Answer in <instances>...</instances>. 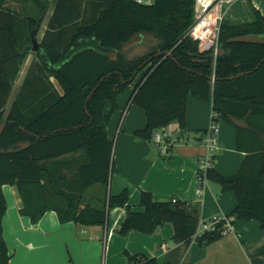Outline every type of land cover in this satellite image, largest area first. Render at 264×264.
Listing matches in <instances>:
<instances>
[{
  "label": "trees",
  "instance_id": "obj_1",
  "mask_svg": "<svg viewBox=\"0 0 264 264\" xmlns=\"http://www.w3.org/2000/svg\"><path fill=\"white\" fill-rule=\"evenodd\" d=\"M8 2L30 4L38 16L24 15ZM195 0H155L143 6L130 0H58L46 32L33 51V33L40 31L49 3L45 0H0V264H9L2 223L7 212L3 192L16 186L24 199L23 216L33 224L48 211L62 224L105 226L111 209H126L119 234H154L165 223L174 239L192 241L198 209L186 202H156L142 192L141 212L129 205V194H108L114 172V142L108 137L118 97L138 79L128 105L145 110L143 137L173 122L186 129L189 96L212 101L214 120L237 129L236 148L246 153L240 170L223 176L213 167L200 172L222 193L233 192L240 220H257L264 229V15L250 5L251 20L223 23L219 53L202 52L189 35ZM250 3V1H249ZM35 10V9H34ZM153 35L157 45L138 54L123 46L137 36ZM114 52H117L114 60ZM32 64L13 106H6L25 59ZM234 80L229 78L239 76ZM238 122H243L241 126ZM102 186L101 208L85 204L89 189ZM220 230L199 243H213ZM127 264H157L155 259L129 256Z\"/></svg>",
  "mask_w": 264,
  "mask_h": 264
},
{
  "label": "crops",
  "instance_id": "obj_2",
  "mask_svg": "<svg viewBox=\"0 0 264 264\" xmlns=\"http://www.w3.org/2000/svg\"><path fill=\"white\" fill-rule=\"evenodd\" d=\"M45 1L49 8L40 26L39 43L58 0ZM249 4L264 15V0H232L227 5L228 18L243 22L251 20ZM7 7L22 15L27 11H35L32 13L34 16L40 14L31 3L8 2ZM250 38L264 41L262 36ZM141 43L133 47V53L138 47H144ZM33 59V55L25 59L14 82L13 91L18 90L16 96ZM137 82L138 79L118 97L116 109L111 103L105 108L106 113L111 114L108 137L114 142L115 165L108 194L118 196L127 191L129 205L135 212L143 211L140 206L142 192L151 193L156 202H186L198 209L199 223L227 216L231 219L233 231L213 243L202 244L193 240L187 244L177 242L171 223H165L151 235L139 231L122 235L118 231L127 214L122 207L109 211L105 226H84L75 222L62 224L55 211L46 212L39 223L33 224L30 217L21 214L24 199L18 188L6 185L3 192L8 208L2 228L9 264H127L129 256L155 259L157 264H264V229L261 223L240 220L233 215L238 204L235 193H222L220 187L210 181L201 187L199 184L197 166L210 154L213 155V168L219 174L228 177L238 173L246 153L236 148L237 129L219 119V131L209 144L207 138L214 115L213 102L191 95L186 129L181 130L179 124L173 122L166 128L172 134L169 146L167 144L166 149L155 146L141 134L147 126L145 110L134 104L127 107ZM103 193L104 188L99 185L89 189L85 204L101 208L103 205L98 199H102Z\"/></svg>",
  "mask_w": 264,
  "mask_h": 264
},
{
  "label": "built area",
  "instance_id": "obj_3",
  "mask_svg": "<svg viewBox=\"0 0 264 264\" xmlns=\"http://www.w3.org/2000/svg\"><path fill=\"white\" fill-rule=\"evenodd\" d=\"M136 4L143 6H152L155 0H130ZM232 0H195L192 15L194 23L189 29L188 35L199 43V48L202 52L213 51L215 55L219 53V37L223 23L228 18L229 10L227 5ZM217 122L213 120L208 130V143L212 144L213 137L218 133ZM172 134L162 128L160 133L153 135L152 143L155 146H169ZM170 141V142H169ZM164 152V150H163ZM213 155L210 154L205 160H200L197 166L199 184L206 183L207 180L200 172L205 173L208 169L213 167ZM200 192V191H199ZM176 203L177 200H172ZM220 230V235L225 236L233 231L231 219L227 216H217L208 222H200L198 229L193 236V241H198L206 233H214Z\"/></svg>",
  "mask_w": 264,
  "mask_h": 264
},
{
  "label": "water",
  "instance_id": "obj_4",
  "mask_svg": "<svg viewBox=\"0 0 264 264\" xmlns=\"http://www.w3.org/2000/svg\"><path fill=\"white\" fill-rule=\"evenodd\" d=\"M190 16H192V12L190 14ZM34 34L35 32L33 33V51L34 52H37L39 50V42L38 40L34 37ZM144 40V37L142 35L140 36H137L135 37L134 39L130 40L128 43H126L124 46H123V50L124 51H129L130 49H132L134 46L140 44L142 41ZM142 51V47H138L137 49L134 50V53L135 54H138ZM116 55H117V52H114V57L113 59L115 60L116 59ZM244 74H241L239 76H236V77H232V78H229V80H234L236 78H239L241 76H243ZM239 125L241 126H245V124L243 122H238ZM6 127V124H3L1 127H0V134L2 133V131L4 130V128Z\"/></svg>",
  "mask_w": 264,
  "mask_h": 264
},
{
  "label": "rangeland",
  "instance_id": "obj_5",
  "mask_svg": "<svg viewBox=\"0 0 264 264\" xmlns=\"http://www.w3.org/2000/svg\"><path fill=\"white\" fill-rule=\"evenodd\" d=\"M39 35L40 34L38 32V34L36 36V39L38 40V42H39V39H40ZM262 38H264V36H262ZM157 42L158 41H157V38L155 36H153V35H146L141 44L147 49L148 52H151L156 47ZM132 49H130V50H132ZM17 91L14 89L13 93L11 94L10 99H9V103L7 105V111L10 110L11 104H12V102H13L15 96H16V92Z\"/></svg>",
  "mask_w": 264,
  "mask_h": 264
}]
</instances>
